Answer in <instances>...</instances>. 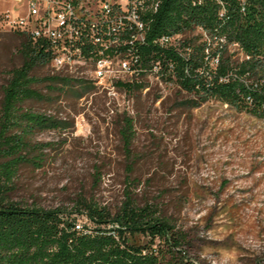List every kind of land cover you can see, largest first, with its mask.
<instances>
[{"label": "rangeland", "instance_id": "rangeland-1", "mask_svg": "<svg viewBox=\"0 0 264 264\" xmlns=\"http://www.w3.org/2000/svg\"><path fill=\"white\" fill-rule=\"evenodd\" d=\"M25 13L23 0H0V14ZM13 34L0 31V88L22 62V38ZM196 37L204 39L198 32L182 39ZM229 49L232 59H241L236 46ZM214 65L208 59V68ZM30 74L84 82L51 92L33 86L44 98L23 107L61 125L30 138L42 148V164L18 168L11 200L58 208L73 223L91 226L83 204L112 216L126 194L133 205L151 204L169 221L181 244L177 264H264L263 119L214 100L190 107L196 97L173 79H150L135 90L119 85L111 96L72 70L47 64ZM123 116L133 120L128 158L118 136ZM125 236L135 244L147 241L140 232Z\"/></svg>", "mask_w": 264, "mask_h": 264}, {"label": "trees", "instance_id": "trees-1", "mask_svg": "<svg viewBox=\"0 0 264 264\" xmlns=\"http://www.w3.org/2000/svg\"><path fill=\"white\" fill-rule=\"evenodd\" d=\"M148 21V41L196 29L204 36L182 39L179 54L154 47L150 51L153 59L172 63L168 76L171 73L177 86L197 99L190 107L214 100L264 120V0H162ZM13 33L22 38L18 48L22 62L7 72L0 88V264H177L181 244L169 221L151 204L133 205L126 194L112 216L83 204L91 227L80 231L73 230V222L58 208L27 206L9 198L18 168L38 169L42 164V148L30 138L61 125L23 107L26 101L44 98L33 86L44 84L51 92L84 82L58 75L31 76L35 67L48 64V55L24 34ZM231 45L241 59H232ZM208 59L215 60L213 69L208 68ZM133 133L132 118L123 116L118 136L127 158ZM125 169L129 171L128 166ZM133 232L145 234L147 241L129 242L125 234Z\"/></svg>", "mask_w": 264, "mask_h": 264}, {"label": "built area", "instance_id": "built-area-1", "mask_svg": "<svg viewBox=\"0 0 264 264\" xmlns=\"http://www.w3.org/2000/svg\"><path fill=\"white\" fill-rule=\"evenodd\" d=\"M161 1L23 0L26 13L0 14V31L24 34L31 44L41 46L52 70L78 72L114 96L119 85L174 80L171 73L168 76L172 63L153 59L150 51L154 47L179 54L183 35L146 39L149 17ZM83 227L91 226L73 223L75 231Z\"/></svg>", "mask_w": 264, "mask_h": 264}]
</instances>
